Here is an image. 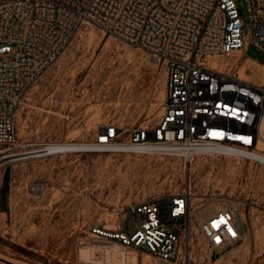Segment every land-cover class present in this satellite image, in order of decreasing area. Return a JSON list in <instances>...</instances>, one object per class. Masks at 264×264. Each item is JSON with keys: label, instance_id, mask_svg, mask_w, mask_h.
I'll return each mask as SVG.
<instances>
[{"label": "rangeland", "instance_id": "obj_1", "mask_svg": "<svg viewBox=\"0 0 264 264\" xmlns=\"http://www.w3.org/2000/svg\"><path fill=\"white\" fill-rule=\"evenodd\" d=\"M235 2L247 21L246 1ZM244 54L264 63V54L251 46ZM213 61L222 70L229 64ZM249 64L238 75L260 81L264 67ZM163 80L162 66L143 51L90 25L76 31L23 94L12 143L15 151L47 142L83 146L12 161L0 170L1 257L19 264H186L123 248L89 227L114 228L124 205L189 188L190 228L198 245L189 264H264L263 142L255 159L204 154L185 165L172 156L85 149L100 123H151L160 111ZM226 206L236 207L242 233L235 244L214 252L197 224Z\"/></svg>", "mask_w": 264, "mask_h": 264}, {"label": "built area", "instance_id": "obj_2", "mask_svg": "<svg viewBox=\"0 0 264 264\" xmlns=\"http://www.w3.org/2000/svg\"><path fill=\"white\" fill-rule=\"evenodd\" d=\"M245 1L247 21L235 0H0L1 172L12 161L57 153L43 149L56 142L15 151L16 109L83 25L143 51L164 71L154 120L128 128L100 123L86 150L172 156L183 165L204 154L251 159L264 143V77L253 82L238 73L251 65L247 59L264 66L244 54L247 46L264 54V0ZM215 59L228 60L227 69ZM189 216L185 189L128 203L119 209L116 227L89 229L123 248L189 264L198 248ZM197 225L214 252L235 244L242 233L233 206L215 209ZM0 264L19 263L0 258Z\"/></svg>", "mask_w": 264, "mask_h": 264}, {"label": "bare ground", "instance_id": "obj_3", "mask_svg": "<svg viewBox=\"0 0 264 264\" xmlns=\"http://www.w3.org/2000/svg\"><path fill=\"white\" fill-rule=\"evenodd\" d=\"M246 63L249 64V63H255L254 61H251L249 59L246 60ZM255 64H258V63H255ZM260 65V64H258ZM262 66V65H261ZM264 67V66H263ZM264 123V118L261 120V123H260V128L261 130H263L264 132V129L262 128V124ZM259 144V143H258ZM258 144H257V148H258ZM83 144H70V143H51V144H46L44 145L43 149L47 150V151H50V152H62V151H59V150H66V149H69V148H76V147H82ZM87 147H90L89 145L86 144ZM59 149V150H57ZM82 149V148H81ZM258 150V149H257ZM255 153L256 151L253 152L252 155H250L249 157L251 159H255L253 157H255ZM191 189L188 188V193L190 194V200H191V197L193 196L190 192ZM121 250V249H120ZM90 253V252H89ZM82 254L83 255H86L87 254V251L86 250H83L82 251ZM0 258H3L0 256ZM6 260H9V261H12V262H15L13 260H10V259H7V258H4ZM17 263V262H16Z\"/></svg>", "mask_w": 264, "mask_h": 264}, {"label": "trees", "instance_id": "obj_4", "mask_svg": "<svg viewBox=\"0 0 264 264\" xmlns=\"http://www.w3.org/2000/svg\"><path fill=\"white\" fill-rule=\"evenodd\" d=\"M5 178H6V174H5ZM5 190H6V185L3 184L2 188H1V192H2V194H4Z\"/></svg>", "mask_w": 264, "mask_h": 264}]
</instances>
